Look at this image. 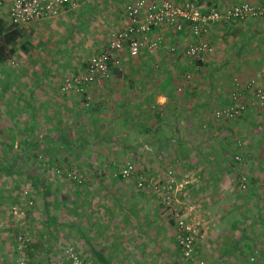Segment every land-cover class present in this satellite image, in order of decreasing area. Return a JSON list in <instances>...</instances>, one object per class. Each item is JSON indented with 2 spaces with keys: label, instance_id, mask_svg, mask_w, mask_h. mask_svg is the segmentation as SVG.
<instances>
[{
  "label": "crops",
  "instance_id": "crops-1",
  "mask_svg": "<svg viewBox=\"0 0 264 264\" xmlns=\"http://www.w3.org/2000/svg\"><path fill=\"white\" fill-rule=\"evenodd\" d=\"M133 1L71 0L75 6L57 16L22 26L21 74L0 95L16 127L15 146H42L43 160L60 159L66 168L79 162L86 181L76 186L41 167L17 175L24 200H33L19 222L30 242L19 248L0 207V264H64L68 248L86 264H180L174 214L135 185L137 174L158 180L168 171L180 213L198 231L193 264H250V257L264 264V106H249L233 121L213 120L230 102L235 78L264 85V19L212 26L214 53L203 60L184 55L187 29L154 28L148 41L162 38L156 50H126L83 97L61 93L64 72L104 50ZM184 1L221 9L263 0H174ZM126 161L134 174L121 178ZM29 175L43 184L33 186Z\"/></svg>",
  "mask_w": 264,
  "mask_h": 264
},
{
  "label": "built area",
  "instance_id": "built-area-1",
  "mask_svg": "<svg viewBox=\"0 0 264 264\" xmlns=\"http://www.w3.org/2000/svg\"><path fill=\"white\" fill-rule=\"evenodd\" d=\"M70 5L75 6L71 0H0V13L7 14L13 24L23 26L36 20L53 18ZM124 13L126 24L110 35L105 49L92 55L85 68L64 74L61 82L63 92L82 95L90 86L100 84L110 68L120 64L126 50L130 56H137L144 48L151 52L156 50L161 45L162 38L148 41L149 33L154 28H171L176 32L187 29L192 39L183 49L184 55L190 59L203 60L214 53V47L207 38L212 26L226 22L264 19V0L258 3L242 2L221 9L201 8L191 1L176 3L174 0H134L124 6ZM171 50L174 51V48ZM187 77L190 78V75ZM233 82L235 88L230 93V102L214 111V121H233L241 117L249 106H264V85L255 79L241 81L235 78ZM245 94L251 95L249 101L244 99ZM234 160L239 163L241 157L235 155ZM57 174L61 175L59 170ZM66 174L77 182L83 179L81 175L76 176L72 172ZM133 174L134 165L129 161L116 173L121 178H128ZM174 183L172 171H168L158 180L146 178L141 174L135 176L137 189H146L161 197L166 208L174 214L176 242L180 249L179 262L189 264L194 262L198 231L194 224L180 213L175 199ZM248 183V178L240 175L238 187L241 191L247 190ZM12 213L16 217H23V212L18 207H12ZM26 235L18 236L21 242L19 248L24 246ZM254 260V257L249 258V262ZM63 261L64 264H86L74 248L65 251ZM19 264H25L24 260H20ZM197 264L204 263L200 261Z\"/></svg>",
  "mask_w": 264,
  "mask_h": 264
},
{
  "label": "trees",
  "instance_id": "trees-1",
  "mask_svg": "<svg viewBox=\"0 0 264 264\" xmlns=\"http://www.w3.org/2000/svg\"><path fill=\"white\" fill-rule=\"evenodd\" d=\"M22 31H23L22 26L13 24L12 22H10V19L7 14L0 13V95H1V91H2V94H6V92L10 89V85H9V83L11 82L10 80H12L13 78H16L17 75L21 74V64L17 61L18 60L17 55H18V50L20 47H22V49L25 50V48L23 47V43H19L23 39ZM87 62L85 63L83 68L86 67ZM83 68H78V69H83ZM69 71H74V69L69 70ZM8 81L10 82L8 83ZM59 90L63 94H68L67 92H63L61 90V83H60ZM70 94H74V93H70ZM77 96L83 97L85 96V94L77 95ZM84 105L86 107L89 105L88 100L85 101ZM10 118L14 120L15 117L11 116L9 117V119ZM3 119L4 120H2L3 121L2 123L4 124L5 122L4 125L6 127V130L3 132L2 131L3 129L0 126V180H1V177H10L12 180H15V181H12L13 183H11V186L8 184H6V187L3 185L0 186V193L3 194V196L0 198V207L3 206V209H2L3 212L8 216V218H10V220L7 219L5 223L12 225L11 226L12 231H14L15 233L14 241H16L18 245H20L21 242L20 240H18V236L21 234L26 235L27 233L26 231L22 230L19 222L23 221L25 216H27L28 210L26 209L32 206L33 200L30 196H29L30 201L27 200L26 202V200H24L26 196L22 193L23 191L22 192L20 191L19 189L20 187L16 183L17 180L20 179V178H17V175L20 176L23 173H27V171H29V173L31 174V172H34L36 170V168L41 167L43 170H47V171L50 170L55 175L57 174V171L59 170L61 175L59 176L56 175L57 179L70 182L76 186H80L84 184L86 179H85V176L82 170L78 168H74V167L66 168L64 167L65 163L62 162V160L60 159H58L57 162H55V160L53 159L52 160L50 159L49 161L43 160L41 158L43 157L42 146L41 147L39 145L29 146V147L28 146L21 147L19 145L15 146V140L17 138L16 136L17 133H16L15 124L13 125L14 121L13 123L9 124L5 118ZM2 123L0 122V124ZM44 150L48 151L47 149H44ZM55 152L56 150L50 153V156H54V155L57 156L56 154H54ZM234 162L236 161L234 160ZM52 165H55L54 170H51ZM67 172H72L76 176L81 175L83 179H81V182H77L76 180H73L72 178H68L66 176ZM29 176L30 177L28 178H30L29 180L32 182L33 186H38L40 184L41 185L43 184V180L38 179V178L32 179L31 176L33 175H29ZM7 186H9V188ZM12 207H18L20 210H22L23 217L21 218L16 217L12 213ZM2 210H0V212H2ZM26 237H27V240L25 241L23 248H25L26 246H29L30 238L28 235H26ZM253 262H249V263L252 264ZM178 263H180L179 259H178ZM189 264H193V263H189Z\"/></svg>",
  "mask_w": 264,
  "mask_h": 264
},
{
  "label": "rangeland",
  "instance_id": "rangeland-1",
  "mask_svg": "<svg viewBox=\"0 0 264 264\" xmlns=\"http://www.w3.org/2000/svg\"><path fill=\"white\" fill-rule=\"evenodd\" d=\"M83 60H85V58L83 59ZM17 61H19V60H17ZM20 63V62H19ZM74 70H76V69H74ZM67 72H69V71H65L64 72V74L65 73H67ZM64 74L62 75V78H63V76H64ZM61 81H62V79H61ZM0 100H1V98H0ZM10 102H12L11 104H14V101H10ZM10 109V108H9ZM5 108H1V103H0V122L2 123L3 121V118H5L6 119V121H7V118L5 117ZM4 124H5V122H4ZM4 124L2 123V124H0V126L1 127H5L4 126ZM74 156H75V153L73 154ZM42 159L44 158V157H41ZM43 161V160H42ZM77 166H75L74 168H77L78 166H79V162L78 163H75ZM64 167H66V164H65V166ZM54 168H55V165H52V169L51 170H54ZM67 168H69V167H67ZM37 169V168H36ZM12 181H15V180H12L10 177H1V180H0V186L1 185H3V186H5L6 187V184H8V185H10L11 186V183H13ZM17 183V182H16ZM8 188H9V186H7ZM23 188H25V187H23ZM3 196V194H1L0 193V198ZM23 230L25 231V228H23Z\"/></svg>",
  "mask_w": 264,
  "mask_h": 264
}]
</instances>
